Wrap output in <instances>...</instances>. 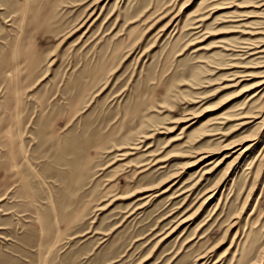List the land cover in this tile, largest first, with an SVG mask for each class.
I'll return each mask as SVG.
<instances>
[{
	"label": "rangeland",
	"instance_id": "obj_1",
	"mask_svg": "<svg viewBox=\"0 0 264 264\" xmlns=\"http://www.w3.org/2000/svg\"><path fill=\"white\" fill-rule=\"evenodd\" d=\"M0 264H264V0H0Z\"/></svg>",
	"mask_w": 264,
	"mask_h": 264
},
{
	"label": "bare ground",
	"instance_id": "obj_2",
	"mask_svg": "<svg viewBox=\"0 0 264 264\" xmlns=\"http://www.w3.org/2000/svg\"><path fill=\"white\" fill-rule=\"evenodd\" d=\"M250 116V115H249ZM242 118V117H241ZM245 123V122H244ZM246 141V140H245ZM250 145V144H249ZM200 160V159H199ZM203 258V257H202Z\"/></svg>",
	"mask_w": 264,
	"mask_h": 264
}]
</instances>
